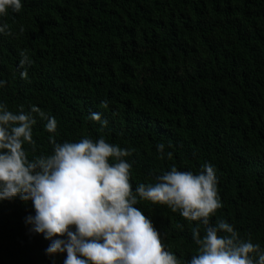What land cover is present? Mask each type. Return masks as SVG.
Instances as JSON below:
<instances>
[{"label":"trees","instance_id":"trees-1","mask_svg":"<svg viewBox=\"0 0 264 264\" xmlns=\"http://www.w3.org/2000/svg\"><path fill=\"white\" fill-rule=\"evenodd\" d=\"M0 23V102L36 106L29 157L58 143L105 138L132 149L133 189L171 167L216 168L225 220L264 248V0H23ZM23 27L24 31L20 29ZM32 60L24 79L21 52ZM107 101L105 109L102 102ZM102 113L104 127L90 119ZM35 115V114H34ZM165 144L163 158L157 151ZM167 152L173 155L169 159ZM185 264L198 252L189 221L167 205H136ZM31 201L0 202V264H53L50 241L30 231ZM201 237L205 228L201 224ZM66 253L57 254L63 264Z\"/></svg>","mask_w":264,"mask_h":264},{"label":"clouds","instance_id":"clouds-1","mask_svg":"<svg viewBox=\"0 0 264 264\" xmlns=\"http://www.w3.org/2000/svg\"><path fill=\"white\" fill-rule=\"evenodd\" d=\"M23 6V0H0V17L9 9L18 13ZM0 34L12 35L7 23H0ZM21 57L20 75L27 79L26 66L33 62L26 51ZM6 83L0 79V88ZM102 105L109 107L107 101ZM37 116L47 120L48 133L57 132L56 118L40 108L33 105L25 111L20 105L13 112L0 102V202L16 197L32 202L35 214L27 216L26 223L31 232L50 241L45 253L53 264L63 253L67 254L63 264H181L150 217L136 207L141 200L167 205L186 220L199 222L192 230L198 252L185 264H264L259 243L242 238L225 220L211 224L210 217L222 207L213 164L206 162L195 173L173 166L155 183H139L133 189V164L126 159L133 150L103 137L58 143L50 135L51 153L30 158L24 145L35 151ZM90 119L104 127L108 123L100 112H93ZM157 151L163 158L165 144L159 143ZM172 155L167 152L169 159Z\"/></svg>","mask_w":264,"mask_h":264}]
</instances>
